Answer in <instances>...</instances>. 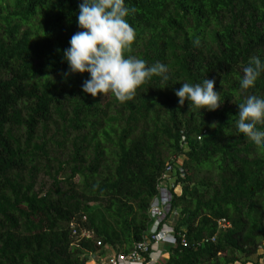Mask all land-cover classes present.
<instances>
[{"label": "trees", "instance_id": "1", "mask_svg": "<svg viewBox=\"0 0 264 264\" xmlns=\"http://www.w3.org/2000/svg\"><path fill=\"white\" fill-rule=\"evenodd\" d=\"M125 2L131 54L170 71L120 103L85 94L90 74L63 75L82 0H0V264L129 252L150 235L169 163L179 214L163 264H264V150L230 121L247 95L264 98V73L240 86L249 59L264 62V0ZM207 78L223 105L181 107L175 91Z\"/></svg>", "mask_w": 264, "mask_h": 264}, {"label": "clouds", "instance_id": "2", "mask_svg": "<svg viewBox=\"0 0 264 264\" xmlns=\"http://www.w3.org/2000/svg\"><path fill=\"white\" fill-rule=\"evenodd\" d=\"M135 11L125 0H82L80 3L77 20L82 30L71 37L70 48L64 50L70 72L63 75L67 78L69 74H90L91 78L82 85L85 94L97 98L111 93L118 102L125 103L134 100L137 90L154 76L169 80L167 65L156 62L149 66L146 60L131 54L136 32L128 17ZM194 43L199 46V38ZM261 73H264V62L257 56L251 57L243 68L241 89L254 88ZM215 83L209 78L202 83H183L175 91L180 106L187 101L190 111L193 108L218 110L223 104L221 92L215 91ZM238 108V117H231L230 121L235 119L238 131L264 150V130L258 128L264 125V98L247 95ZM216 125L214 122L211 127Z\"/></svg>", "mask_w": 264, "mask_h": 264}, {"label": "built area", "instance_id": "3", "mask_svg": "<svg viewBox=\"0 0 264 264\" xmlns=\"http://www.w3.org/2000/svg\"><path fill=\"white\" fill-rule=\"evenodd\" d=\"M180 161L177 162L178 172L180 175H184V168L180 165ZM175 171V167L169 163L161 176L158 185L159 194L151 203L149 210L152 220L150 235L145 240L135 243L129 252L113 251L112 254H108L109 256L105 258V264H159L167 253L165 249L177 243L174 226L168 222L179 214V210L172 205L174 197L171 188L174 185L170 184L173 182ZM219 226L226 228L229 224L225 220H220ZM71 227L73 233L78 235V230L74 224ZM81 235L91 237L87 231H83ZM182 243L184 246L188 244L185 238L182 239ZM146 255H148V259Z\"/></svg>", "mask_w": 264, "mask_h": 264}, {"label": "rangeland", "instance_id": "4", "mask_svg": "<svg viewBox=\"0 0 264 264\" xmlns=\"http://www.w3.org/2000/svg\"><path fill=\"white\" fill-rule=\"evenodd\" d=\"M42 181V180H41ZM261 252H264V244L261 246ZM108 254H112L113 251H108L107 252ZM99 253H96V254H91V255H88L87 256V261H86V264H98L96 261H97V258H100V256H98ZM106 254L105 255V258H107L109 255ZM168 254V253H167ZM100 255V254H99ZM102 256V255H101ZM168 256V255H167ZM167 258L164 257V259L162 261H160L159 264H163L164 263V260H166ZM254 260H257V256H254L253 257Z\"/></svg>", "mask_w": 264, "mask_h": 264}, {"label": "crops", "instance_id": "5", "mask_svg": "<svg viewBox=\"0 0 264 264\" xmlns=\"http://www.w3.org/2000/svg\"><path fill=\"white\" fill-rule=\"evenodd\" d=\"M106 254H108V253L106 252V253H105L104 255H102V256H100V255L98 254V256H100V258H97V261H96V262H97L98 264H105V261H106V260H105V255H106ZM167 255H168V254L166 253V254H165V257H166V258H168Z\"/></svg>", "mask_w": 264, "mask_h": 264}]
</instances>
